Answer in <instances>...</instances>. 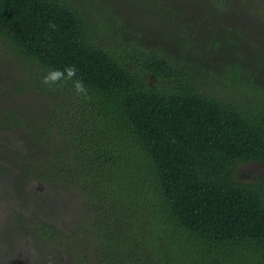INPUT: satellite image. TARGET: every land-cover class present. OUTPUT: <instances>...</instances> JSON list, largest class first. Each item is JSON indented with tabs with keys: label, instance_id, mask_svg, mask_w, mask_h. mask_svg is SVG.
<instances>
[{
	"label": "trees",
	"instance_id": "obj_1",
	"mask_svg": "<svg viewBox=\"0 0 264 264\" xmlns=\"http://www.w3.org/2000/svg\"><path fill=\"white\" fill-rule=\"evenodd\" d=\"M0 41L48 103L6 157L82 204L64 264H264V0H0ZM72 65L87 99L42 86Z\"/></svg>",
	"mask_w": 264,
	"mask_h": 264
},
{
	"label": "rangeland",
	"instance_id": "obj_2",
	"mask_svg": "<svg viewBox=\"0 0 264 264\" xmlns=\"http://www.w3.org/2000/svg\"><path fill=\"white\" fill-rule=\"evenodd\" d=\"M73 1L87 6L98 0ZM19 63L23 61L12 59L0 41V114L4 117L7 111L18 107L17 111L23 114L21 117L25 115L24 119L28 120L24 123L41 120L42 108H48L46 96L19 90L24 82L22 74L29 69V66L23 69ZM8 124L0 122V264H64L60 252L49 246V235L54 233L49 231V225L64 238L65 228H72L81 219L80 198L77 193L71 194L61 188L58 191L60 186L52 189L41 180L24 176L18 167L20 162L16 163L15 171L13 160L6 156L19 158L29 150L42 152L34 147L37 140L25 125L12 129ZM38 124H34L35 127ZM240 171L249 181H255L256 176L264 174V166L245 164ZM15 184L22 187L15 188ZM49 197L53 200L51 204ZM60 240L54 238L53 242Z\"/></svg>",
	"mask_w": 264,
	"mask_h": 264
},
{
	"label": "clouds",
	"instance_id": "obj_3",
	"mask_svg": "<svg viewBox=\"0 0 264 264\" xmlns=\"http://www.w3.org/2000/svg\"><path fill=\"white\" fill-rule=\"evenodd\" d=\"M77 71L74 65L64 69L49 70L42 78V86L47 87L49 90H53L54 85L63 87L71 82L75 94L87 99L89 98L88 87L82 79L77 77Z\"/></svg>",
	"mask_w": 264,
	"mask_h": 264
},
{
	"label": "flooded vegetation",
	"instance_id": "obj_4",
	"mask_svg": "<svg viewBox=\"0 0 264 264\" xmlns=\"http://www.w3.org/2000/svg\"><path fill=\"white\" fill-rule=\"evenodd\" d=\"M13 162H14V168H15V171L17 170L16 169V167H15V165H16V163H18V162H16V161H14L13 160ZM18 167H19V165H18ZM19 169H20V167H19ZM20 171H21V169H20ZM16 176V175H15ZM0 179H1V177H0ZM22 186H20V185H18V184H15V188H21Z\"/></svg>",
	"mask_w": 264,
	"mask_h": 264
}]
</instances>
